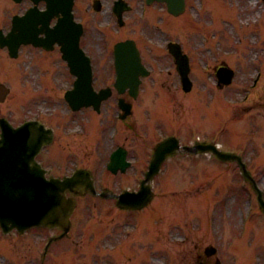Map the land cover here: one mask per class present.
<instances>
[{
  "label": "rangeland",
  "instance_id": "1",
  "mask_svg": "<svg viewBox=\"0 0 264 264\" xmlns=\"http://www.w3.org/2000/svg\"><path fill=\"white\" fill-rule=\"evenodd\" d=\"M91 1L92 0H81L80 5H85L86 7V11H84L82 6L81 11L78 7L79 3L77 0V13L84 18L85 23L88 25V30L90 26L96 25L95 20L104 22L106 15L109 14L108 3L110 0H101L103 9L99 12L91 11V8L88 7L91 5ZM205 1L206 0H204V2ZM219 1L222 2V7H224L227 14H229L227 10L228 5L223 0ZM230 2L236 7L250 5L248 0H230ZM214 5L218 6L212 3L211 6L213 10ZM260 6L264 10V4L262 3ZM155 8L160 9L159 5H156ZM244 18H246L245 15H240L238 21ZM226 22L229 25L227 27H230L232 31L231 32L228 28L230 40L227 39V41H225L223 37L220 36L219 29H216L214 26L217 25L216 27H218V21L210 20L207 16L201 17L196 26V22H194V33L196 37H204V34H206V44L204 46H209L213 51L211 53L207 50L208 58H211L212 61L220 58L236 69L235 83L222 91L225 94V100L224 95H221L220 91H215L213 88L211 89L213 90L212 93L219 99L217 107L219 119L223 117L225 125H230L226 131L230 140V142L226 141L228 144L227 146L230 147L234 145L232 142L234 135L235 137H241V145L249 144L251 141L250 129L252 122L257 121V125L255 126L257 132L254 137L256 139L258 138L256 142L258 144H251L250 142L251 145L249 146V148H251L249 152L253 153L255 151V153L254 155L249 154L247 151L248 147L245 146L246 149L243 155L244 158L248 160L251 172L256 177L258 184L264 188V92L259 86L252 91L247 100L244 101L240 98L245 92L241 85L249 83L250 72L254 71V61H256L253 58L254 51L259 52L260 60H264V35L260 29L261 26L257 27L258 24L251 26V23L248 27L252 29V34H248V38L243 39L242 34L245 29L241 28L240 30L237 24L235 26L230 21ZM261 22L263 26L264 23L263 21ZM199 26L202 28H198ZM94 30L97 35L98 30L96 28H94ZM162 30L166 29L164 26L160 25V32L157 29L156 33L159 41H162L168 36V34L162 32ZM213 33H215L217 37H212ZM110 36L111 38H115V36L109 35V37ZM200 40H202V38H200ZM219 40L220 44H218ZM188 46L190 51L192 49L194 52L193 57L194 60L197 61L196 48H194L195 45L188 42ZM224 51H229L230 54H226ZM37 60L42 64L43 57H38ZM17 74L18 71H15V75H12L14 83H16L15 79ZM160 77H162L164 83H172L173 81V77L167 74H162ZM262 79H264V75ZM209 85H212V82H210ZM161 88L164 91H171V85L169 84H163ZM230 96L236 97L237 101H232ZM25 98L26 94L23 89L21 93L18 94V99L23 100ZM21 104H23V102ZM212 107L213 104L200 105V110L203 108L207 114L206 122L210 121L208 126L214 121ZM7 108H9V106ZM183 108H188L190 110V106L184 103V98L177 97V119L185 115V110ZM153 112L152 123H154L158 116L155 111ZM163 122L164 124L166 123L165 117ZM259 128L262 130L261 133ZM252 132L254 131L252 130ZM203 133L206 134L207 132ZM120 140V136L118 135L117 141ZM129 141H133V139ZM100 144L106 147L108 144H111V141L108 139L107 141H102ZM256 145H259L257 150L255 148ZM194 157L198 160L189 161L188 159H180L174 165L167 166L169 174L171 175V177H169L171 185L178 183V186L166 188L164 191L159 189L157 191V199L154 204L150 205L152 208L151 213L149 215L144 214L145 219H148L149 216L150 224L148 228L152 226L155 232L157 229H164V231H162L164 239H162V237L157 238L160 242L159 249L153 253V256L157 257L158 260L150 261V259L146 258L140 260L139 264H193V261L194 264H198L195 262L196 255L198 252H202L203 248L208 243H213L217 246L223 264H264L263 217H259L258 219L254 218L253 222H250L247 226V229H250L249 233H252L254 228H256V231L261 230V234L259 235L254 232L252 234L254 238L250 241L253 245L262 243L263 245L261 247H243L247 250L238 251L233 249L231 243L232 238H237L235 232H237L239 228L240 216L246 213L247 201L241 199L240 196L245 194L248 195V193L254 194L253 190L248 183L244 185V187L238 186L242 177L239 176L235 164H221L218 161H214L202 155ZM92 165L94 166V164ZM194 185H196L198 189H186L193 188ZM239 191L240 193H238ZM180 193L185 194V198L190 200L189 205L192 206L191 209L185 207L184 202L176 198V195ZM164 199H167L169 202L162 203ZM106 202L109 207V201ZM168 205L172 207L169 208ZM102 207H105L104 203L96 204L88 199H83L80 208L81 214L78 217L77 225H75L68 239H64L61 245L58 244L64 258L61 256L55 261L52 255H48L44 264H109L110 261L106 254L107 250L105 249L109 246L108 242L110 240L107 239L108 237L106 238V230L113 220L109 219L108 208L104 210ZM255 207H257L256 200ZM147 212H149V210H147ZM139 219L140 218H138V220ZM118 221L123 222L122 228L124 234L122 235V233L118 234L114 232L113 237L117 235L122 237V241L117 238H112L114 243L118 244L121 241L120 249L123 253L126 247H129V257L134 258L137 251L140 255L147 254L148 252H146L143 244L146 239L149 238V234L145 233V238L142 235L143 229L146 227L145 223L141 222L139 226L135 225L136 229L132 232L133 240L131 243L127 241V237L125 236V227L127 225H132L135 218H131V216H116L115 223L117 224ZM48 233L49 232L46 230H33L22 236L15 233L2 236L0 232V264H39L42 247L45 242L44 240ZM182 238L184 241H182ZM173 239L177 241L181 239V241L175 242ZM245 239L249 240V237H245ZM125 241H127L126 247L124 245ZM236 246L239 247V244H236ZM116 247L119 248V246L116 245L114 249H116ZM51 253L52 251L50 254ZM249 253L253 255H251V261L248 259ZM122 264L137 263L124 260Z\"/></svg>",
  "mask_w": 264,
  "mask_h": 264
}]
</instances>
